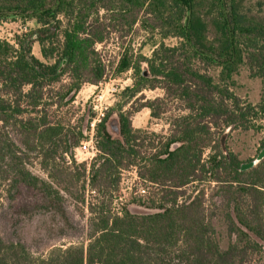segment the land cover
<instances>
[{"label": "trees", "instance_id": "16d2710c", "mask_svg": "<svg viewBox=\"0 0 264 264\" xmlns=\"http://www.w3.org/2000/svg\"><path fill=\"white\" fill-rule=\"evenodd\" d=\"M244 2L0 0V21L38 25L13 42L0 39V210L12 208L25 189L47 207L69 196L91 215L87 246L35 257L0 236V264H264V141L247 161L227 143L234 130L256 129L254 118L264 114V18L246 13ZM140 32L162 40L149 58L127 42ZM113 38L122 49L115 73L132 72L133 83L96 125L98 154L80 164L73 152L88 138L84 120L62 109L73 108L84 85L106 80L98 48ZM171 38L177 46L166 45ZM36 43L45 62L33 54ZM243 67L262 82L257 105L233 89ZM157 89L164 97L135 106L144 91ZM171 103L180 107L168 135L134 128L136 113L146 108L161 119ZM114 113L120 139L108 129ZM32 160L44 177L29 168ZM131 169L155 190L134 201L154 212L114 211L122 174ZM216 221L227 229L225 250Z\"/></svg>", "mask_w": 264, "mask_h": 264}, {"label": "rangeland", "instance_id": "374dc122", "mask_svg": "<svg viewBox=\"0 0 264 264\" xmlns=\"http://www.w3.org/2000/svg\"><path fill=\"white\" fill-rule=\"evenodd\" d=\"M244 10L246 13L264 18V0H245ZM37 27L38 25L34 20H3L0 21V39L13 42L17 35ZM147 39L148 37L143 32H140L128 38L127 42L129 43V40H131L135 52L139 51L142 55L149 58L152 56L155 46L159 45L162 40L160 37H154L151 41ZM118 43L120 42L113 38L98 48L102 52L108 66L106 80L99 86L84 85L74 97V102L71 104L73 108L69 106L62 109V113L72 109L70 115H74V121L79 120V118L84 120L83 129L87 135L90 134V124L99 114V110L104 107H108L109 110L113 108L120 101V95L124 89L130 87L133 83L132 72H127L120 76L115 73L116 64L122 53ZM165 43L174 47L178 45L179 41L171 38L166 40ZM33 54L45 62L38 43L33 47ZM218 73V69L211 71V74L216 78ZM234 79L235 87L233 89L239 97L254 105L260 103L262 94V82L260 79L250 78L246 67L241 68ZM142 97L143 100L136 103V107L146 101L164 97V92L160 89L146 90L142 93ZM170 107L171 112L161 119L152 118L149 109H142L132 118L134 128L146 130L150 133L168 135L170 116L174 112L177 113L180 104L171 103ZM253 121L257 127L256 129L248 131L237 129L230 132L227 138L230 149L244 161L256 159L261 152V146L264 141V114L254 118ZM108 129L114 138L120 139L117 113H114L110 118ZM85 157L81 156V159ZM66 162L67 165H71L68 164L67 159ZM31 163L29 168L33 173L44 177L45 175L40 170L38 162L32 160ZM131 171H127L122 178L121 191L114 201V211L120 212L126 208L133 214L154 212V210L152 211L149 208V205L134 201V197H140V194L136 193L140 186L147 191V195L155 192V190L148 185H137L138 182L135 181ZM195 187L196 185L194 184L185 189L186 199L193 195ZM94 195L88 188L87 200L92 201ZM43 202L40 195L30 190L22 189L18 202L12 208L6 205L0 210V236L6 242H21L25 244L35 257L45 256L47 251L54 247L67 248L71 245L82 244L87 246L90 234L89 219L91 217L87 206L78 203L69 196H65L64 200L54 205V207H47ZM215 225L221 248L225 250L229 244L227 229L217 221Z\"/></svg>", "mask_w": 264, "mask_h": 264}, {"label": "built area", "instance_id": "2783aa9c", "mask_svg": "<svg viewBox=\"0 0 264 264\" xmlns=\"http://www.w3.org/2000/svg\"><path fill=\"white\" fill-rule=\"evenodd\" d=\"M109 111L108 107H104L102 109L99 110V114L97 115V117L91 122L90 124V134H86L87 135V139L84 140L80 146H78L77 148L74 149L73 152V158L76 162L78 163H86V164H90L92 163V161L94 160V158L96 157V155L98 154V149H97V145H96V137H95V128L96 125L101 123V121L104 119L106 113ZM81 156H86L84 159H81ZM66 159L68 161V164H72V160L69 156H66ZM132 171V175L134 176V179L137 183V185H142L144 184L140 178L138 177L137 174V170L136 169H131ZM127 171L123 172L122 174V178L124 177V174ZM145 185V184H144ZM138 194H140L139 196L141 197H145L147 196V191L144 188H139V190H137ZM135 193V194H136ZM92 194H95V192L92 191Z\"/></svg>", "mask_w": 264, "mask_h": 264}, {"label": "water", "instance_id": "95a60500", "mask_svg": "<svg viewBox=\"0 0 264 264\" xmlns=\"http://www.w3.org/2000/svg\"><path fill=\"white\" fill-rule=\"evenodd\" d=\"M263 155L261 154V157H262ZM259 162V160H257L255 163L257 164Z\"/></svg>", "mask_w": 264, "mask_h": 264}, {"label": "crops", "instance_id": "0c3cea01", "mask_svg": "<svg viewBox=\"0 0 264 264\" xmlns=\"http://www.w3.org/2000/svg\"><path fill=\"white\" fill-rule=\"evenodd\" d=\"M110 132V131H109Z\"/></svg>", "mask_w": 264, "mask_h": 264}]
</instances>
